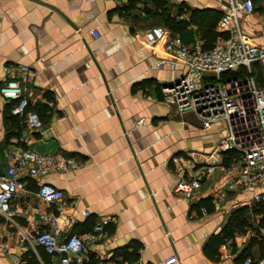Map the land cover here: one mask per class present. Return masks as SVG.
Listing matches in <instances>:
<instances>
[{
    "label": "crops",
    "instance_id": "0c3cea01",
    "mask_svg": "<svg viewBox=\"0 0 264 264\" xmlns=\"http://www.w3.org/2000/svg\"><path fill=\"white\" fill-rule=\"evenodd\" d=\"M44 1L60 12L32 0H0V87L7 67L28 65L30 108L43 120L29 129L0 92V174L9 173L21 149L78 164L26 179L11 203L21 228L34 235L47 227L41 213H55L64 236L95 233L90 252L104 264H165L172 255L176 264L264 261V213L251 204L252 192L226 190L220 167L190 202L175 193L181 178L175 157L209 151L224 127L203 131L192 113L176 115L163 101L161 87L180 69L155 66L167 53L162 42H146V31L159 25L186 43L204 44L200 16L212 9L223 14L220 4L228 0ZM254 2L255 12L239 14L238 25L264 46V0ZM216 31L230 35L218 25ZM141 117L145 124L136 125ZM41 181L64 190V209L39 199ZM241 209V227L223 240ZM11 231L0 264H62L0 217V241Z\"/></svg>",
    "mask_w": 264,
    "mask_h": 264
},
{
    "label": "built area",
    "instance_id": "2783aa9c",
    "mask_svg": "<svg viewBox=\"0 0 264 264\" xmlns=\"http://www.w3.org/2000/svg\"><path fill=\"white\" fill-rule=\"evenodd\" d=\"M220 8L223 15L217 25L220 30H229L230 35L219 37L211 48H204L200 40L186 43L180 35L171 34L159 25L146 31V42L148 45L162 42L167 53V58L155 66L169 63L172 69H180L172 83L161 87L163 101L174 107L176 115L192 113L203 131L218 125L224 127V134L209 151L191 150L187 151V156L175 157L181 175L175 184V193L190 202L196 189L220 167L222 176L227 178L226 190L252 192L254 206L264 202V46L249 40L238 25L239 14L255 12L254 0H228L226 4L221 3ZM92 32L99 36L98 30ZM6 71L8 77L0 87L1 94L12 103V112L21 117L29 129H38L43 120L37 111L29 110L30 67L10 66ZM145 122V117H141L136 125ZM77 164L74 157L41 155L21 149L13 158L9 173L0 174V217L6 225L20 232L22 240L36 243L48 254L59 257L62 264H104L95 260L90 252L89 241L95 239L94 232L64 236L59 217L51 212L41 213L47 227L32 235L21 228L17 221L19 214L11 208L13 199L26 189V179L67 171ZM36 194L57 209L66 206L64 190L48 181L40 182ZM100 229L99 225L95 227V231ZM13 234L9 232L8 237L0 241V256L9 251V235ZM178 262L176 255L165 260V264ZM244 264L253 262L248 258ZM256 264H264V261Z\"/></svg>",
    "mask_w": 264,
    "mask_h": 264
},
{
    "label": "trees",
    "instance_id": "16d2710c",
    "mask_svg": "<svg viewBox=\"0 0 264 264\" xmlns=\"http://www.w3.org/2000/svg\"><path fill=\"white\" fill-rule=\"evenodd\" d=\"M198 15V14H197ZM222 13L220 11H216L215 9L210 10L206 12L205 14H202L200 16V20L198 21L199 28L201 29V39H204V48L208 49L211 48L215 45L217 38L219 36L221 37H228L229 34H224V33H219L216 31V27L218 24V21L222 17ZM196 16V14H195ZM198 17V16H197ZM177 24L175 25V27ZM175 27H173V31L175 30ZM175 34V33H173ZM179 35V34H178ZM262 74L259 73V77L261 78ZM29 110H33L29 106ZM36 111V110H35ZM256 208L258 207L257 211L259 210L260 212L264 213V202H261L260 204H257L255 206ZM243 210L236 211L234 212L233 216L231 217V220L229 222V225L225 228L224 230V236L223 240H227L228 238L232 237L233 234V229L241 227V223H243ZM242 220V221H241ZM219 244V242H218Z\"/></svg>",
    "mask_w": 264,
    "mask_h": 264
},
{
    "label": "water",
    "instance_id": "95a60500",
    "mask_svg": "<svg viewBox=\"0 0 264 264\" xmlns=\"http://www.w3.org/2000/svg\"><path fill=\"white\" fill-rule=\"evenodd\" d=\"M32 1L38 2L40 4H43V5L47 6V7H50L51 9H53V10H55L57 12H60V10L57 7H55L54 5H51L50 3H48V2H46L44 0H32Z\"/></svg>",
    "mask_w": 264,
    "mask_h": 264
}]
</instances>
